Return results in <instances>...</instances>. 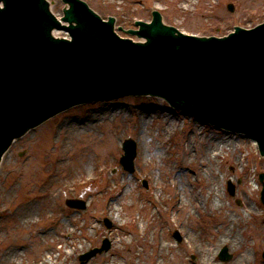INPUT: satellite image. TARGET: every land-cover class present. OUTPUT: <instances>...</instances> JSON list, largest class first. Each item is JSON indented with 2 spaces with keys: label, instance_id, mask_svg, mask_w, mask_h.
Wrapping results in <instances>:
<instances>
[{
  "label": "rangeland",
  "instance_id": "374dc122",
  "mask_svg": "<svg viewBox=\"0 0 264 264\" xmlns=\"http://www.w3.org/2000/svg\"><path fill=\"white\" fill-rule=\"evenodd\" d=\"M54 14H62L67 6L62 0H47ZM102 19L113 17L115 19L116 30L135 29L134 22L137 20L150 21L152 11L158 10L162 16V21L166 25L198 37H222L233 31L239 25L241 28L251 29L264 21V0H190V4L184 0H83ZM228 5H232L234 10L228 11ZM187 9V10H186ZM118 34L122 37H130L138 41L136 37L126 35L123 32ZM116 108L118 114H109L102 118L95 131L87 132L68 146L65 156L67 167L58 173L48 166L57 158L53 151L58 152L59 139L61 136L60 125L65 120L85 119L88 115L98 110ZM144 110H149L151 117L148 118V129L152 130L154 139L159 133V127L163 126L164 115H169L176 123L177 128L164 138L162 153L164 158L158 163L160 171L164 170L161 178L155 180L149 178L139 169V143L135 125L138 122V114ZM164 113V114H163ZM146 130V129H144ZM195 135V137L193 136ZM230 136L234 142L233 150L229 147L225 149L221 157L215 162V173L220 178L219 188L223 195L225 208L230 210L244 211L246 207H251L259 217L251 216L247 219V225L243 231L239 232V238L245 240L246 248L253 259V264H264L261 257L264 251V205L260 200L261 183L259 175L264 174V158L259 155L258 149L253 141L240 134L225 132L212 126L200 123L190 115L172 109L163 100L153 97H124L116 100H106L100 103H90L89 105L77 106L66 112L59 114L39 127L30 130L22 138L17 139L0 163V230L3 239L0 240V251L13 242L12 236L8 233L12 228V219H9L11 212L16 204L24 200L40 199L50 197L58 191V197L51 199V204L55 209L39 207L38 227L51 229L53 232H61L59 217L63 215H73L77 218L75 226L76 235L84 248L80 249L73 256V264H87L100 261L105 255L118 261L120 264H150L153 245L144 252L142 246H122L120 253L131 256L128 263L122 257H116L112 252V245L108 239V233L112 229V222L101 214L99 209L92 208L101 206L113 192H118L114 186L116 180H128L130 187L127 192L129 195L124 201L126 221H123V230L132 232L137 224H143V217H149L156 224V232L152 237V230L147 231V239L154 244L169 242L175 246L185 243L187 235H192L199 239L201 235H208L207 244L220 237L219 231L220 216L218 213L206 215L201 211H193L190 219L185 217L184 206L180 201L183 195L190 191L199 193L204 186V168L201 167L200 155L206 145L201 144L200 138L212 137L213 145L219 147V138ZM110 137H115L119 147V153L115 155L109 165L102 164L97 169H104L105 173L101 177L94 179L92 172H88L86 177L71 176V169H77L79 159H84L91 150L100 152L105 149ZM195 141L189 145L191 139ZM196 138V139H195ZM126 139H132L136 144V158L134 160V172L129 173L123 170L120 165V158L124 155L122 143ZM57 143V144H56ZM221 146V145H220ZM241 147V151H239ZM240 152V154H239ZM186 158L185 168L181 173L173 178L171 172L182 167V160ZM239 154V155H238ZM197 157L195 163L188 162L189 157ZM240 156V162H238ZM102 156H98L101 160ZM203 162V161H202ZM170 166L169 171L166 169ZM172 167V170H171ZM90 170V169H89ZM31 172V173H30ZM73 172V171H72ZM201 172V174H200ZM28 176L29 181H24ZM33 175L35 180H31ZM54 176L62 183L52 182ZM70 177H74L72 182ZM180 181L184 189H179L176 193L173 181ZM69 184L67 185V182ZM106 182L113 186L112 190H105ZM146 183V187L143 184ZM234 185V195L231 196L227 190L228 183ZM66 184V185H65ZM158 187H156V186ZM13 186V190L10 187ZM10 201L6 202V191ZM158 194L161 199L156 201L153 195ZM67 199H77L86 203L85 210L69 208L65 201ZM93 200L92 203H89ZM156 201V202H155ZM89 203V207L87 204ZM120 207V205L118 206ZM208 207V205H206ZM188 208L185 206V210ZM87 212V214H86ZM224 209H221L222 214ZM90 213V216H88ZM92 217L96 223L95 229H88L86 221ZM169 222V224L166 223ZM65 225L67 220L64 218ZM183 224H182V223ZM109 224V226H108ZM247 229H256V236H248ZM59 230V231H58ZM37 231V227L28 229L27 232L18 231L16 236L28 238L32 232ZM6 232H8L6 234ZM177 232L181 241L178 242L174 233ZM20 233V234H19ZM6 237V238H5ZM33 237V236H32ZM31 241L17 239L16 243L23 245L21 249V264H28L35 259L51 255V258L62 257L63 248L57 242V235H52L45 242H37L33 237ZM71 236L64 235L62 241L71 242ZM107 240L109 245L103 253L93 257L84 258V254L94 248L103 247V241ZM227 247L232 258L228 262L219 259L222 247ZM179 249V247H178ZM141 250V251H140ZM242 252L235 251L229 243H223L214 256V264H232L237 256ZM49 253V254H48ZM169 252L168 257L171 258ZM190 264H197L198 255L193 251L187 254Z\"/></svg>",
  "mask_w": 264,
  "mask_h": 264
},
{
  "label": "water",
  "instance_id": "95a60500",
  "mask_svg": "<svg viewBox=\"0 0 264 264\" xmlns=\"http://www.w3.org/2000/svg\"><path fill=\"white\" fill-rule=\"evenodd\" d=\"M63 2L67 27L45 0H0V160L14 139L72 106L148 94L201 123L251 137L264 156V23L252 30L237 25L224 38H199L164 26L153 12L150 24L136 22L139 30L127 32L146 40L135 43L115 34L113 18L101 20L80 0ZM54 29L68 32L71 41L53 38ZM124 150L121 163L132 172L133 141L126 140ZM107 247L104 242L84 258ZM220 257L231 258L227 248Z\"/></svg>",
  "mask_w": 264,
  "mask_h": 264
},
{
  "label": "bare ground",
  "instance_id": "6f19581e",
  "mask_svg": "<svg viewBox=\"0 0 264 264\" xmlns=\"http://www.w3.org/2000/svg\"><path fill=\"white\" fill-rule=\"evenodd\" d=\"M184 1L188 2V4H190L191 2L190 0ZM55 16L58 20H60L62 14H55ZM62 24L66 25V23ZM151 112H149V110L139 112L138 122L135 125V128L138 135V143L140 145L138 154L139 169L149 178L155 180L157 178V171L159 172V178H161L164 174V170L162 171L161 169L160 171L161 167H159L158 164L160 163L159 161L164 158L161 151L162 145L164 146L165 143L164 138L165 136H168L169 134H171V132L176 130L177 123L169 115H164L163 126L159 127V133L156 134V139H154L152 130L147 128L149 126L148 118L151 117ZM109 114L117 115L118 111L116 108L112 107V109H103L93 112L85 119L65 120L59 128L62 137L58 141V152L53 151V153L57 155V158L48 166V168L54 167V169L58 173L60 170L67 167L68 165L66 164L67 158L65 156V152L67 151L68 146L75 142L79 135L95 131L99 121L102 118H106ZM193 136L195 137V135ZM200 142L201 144L206 145L202 150L203 153H201L200 155L201 167L204 168L202 174L205 183L199 193L190 191L188 194L183 195L180 204L188 207L185 210L184 206L185 217L187 219H190L193 216V211L195 210L201 211L206 215H213L214 213H218V215L220 216L218 227L219 231L222 232L220 237L216 240H212L211 242H209V244H207L208 235L206 234L201 235L199 239L192 235H187L185 243L181 246H178L179 249L177 246L169 242L154 244L153 240L151 242L148 241L146 233L147 231H149V229H151L153 237L155 235L157 226L156 224H154L152 219L145 216L143 217L144 223L142 225L140 223L137 224L136 228L132 232L123 230V221H126L127 214H125L122 207L124 206L126 197L129 195L127 190L130 185L128 180H116L114 181V186L116 190L119 189V191L111 193V195L104 201L101 206L92 208L94 210L99 209L101 211V214H106V217L112 222L113 226L108 233V239L113 247L112 252L114 256L122 257L126 259L128 263H130L132 255L129 253V255L125 256L124 254L120 253V247L126 245L135 247V245H140L142 246V252H144L150 247V245H153L150 264H190L187 260V254L189 251L197 253V264H214V256L216 255L220 246L223 243H229L235 251L242 250V252L237 256V259L232 264H253V259L249 254L248 249L246 248V242L245 240L239 238V232L243 231V228H245V226L247 225V219L249 217L254 216L257 218L259 217V213H257L251 207H246L244 211H233L228 208L226 209L225 203L223 201V195L219 188L220 178L215 173V162L217 163L218 158L221 157L225 149L229 147L230 151L236 152L237 147L233 150L234 142L228 135L219 138V147L212 144L214 142L212 137L200 138ZM194 143L195 141L192 138L189 142V145L191 146ZM12 144L8 147L9 149ZM240 149L241 147H239V151H241ZM6 153L3 155V158L5 157ZM117 153H119V147L116 144L115 137H110L105 149L101 150L100 152H98L97 150H91L86 154L83 160L79 159L78 168L76 170L71 169L70 175L86 177L88 175V172L90 171L93 173L94 179H97L99 176L102 177L105 173V170L97 169V167L101 166L102 164H104L105 166L111 164L113 158ZM100 155L102 156V159L98 160V156ZM186 158L187 154L185 156V159L182 160V167L178 170L174 169L171 172L173 178H176L181 173V169L185 168ZM197 160L198 158L196 156L193 159L189 157L188 162L195 163ZM238 160V162H240V156H238ZM166 169L169 171L170 166H167ZM26 175L27 178L24 181H29L28 176L31 174L26 173ZM70 179L72 182L75 180L74 177H70ZM31 180H35L34 175ZM52 180V182L57 184L62 183V181L57 180L55 176ZM66 182L68 185L69 182ZM108 183L109 182H106L105 185L106 191H110L113 189V186H110V184ZM172 183L175 186L177 194L179 193V189H184L185 187L182 186V183L180 181L174 180ZM10 190H13V186L10 187ZM57 193L58 191L53 193L50 197L24 200L16 204L14 210L9 216V219H12V228L10 229L9 233L6 232V234L8 233V235L10 234L12 236L13 242L0 251V264H21V249H24L26 246L25 244H17V239L22 241H31V239L29 238L33 236L37 240V242L39 241L41 243L45 242L46 239H50L52 235H57L61 238L66 234L71 236V242L62 241L60 238L57 239V242L61 244V248H63L61 259H59V256H56L53 259L51 258V255H49L46 257L35 259L31 262H28V264H73V256L80 249L84 248V245L79 242L80 237L76 235V231L74 228L75 226H77V218H75L73 215L60 216L59 224L60 229L62 230L61 232H53L51 231V229H43L42 227L37 226L40 222V220L38 219L39 207H44L46 209H55L56 206L51 204L50 201L51 199H53V197H58ZM153 196L155 197L156 201L161 199L158 194ZM11 198L12 197H9L6 191V202L10 201ZM92 202L93 200H91L89 203ZM89 203L87 204L88 206ZM119 205L120 207H118ZM206 205H208V207H206ZM89 207H91V205ZM221 209H224V212L222 214H220ZM88 216H90V213H88ZM64 218L68 221L67 225H65V223L63 222ZM166 223L169 224L168 221H166ZM86 224L87 228L90 230L96 228V223L94 222V219L92 217H90L86 221ZM32 227H37V231L32 232V236L29 235L28 238H24L20 235L19 237L16 236L18 231H20V233L27 232L28 229ZM263 229L264 227L262 228V230ZM247 231L248 236L257 235L256 229L250 231L247 229ZM3 238L4 237L2 235V231L0 230V240ZM169 252L172 253L171 258L168 257ZM87 264H92V262ZM95 264L120 263L113 260L110 255H105L103 259H101L100 261H96Z\"/></svg>",
  "mask_w": 264,
  "mask_h": 264
}]
</instances>
